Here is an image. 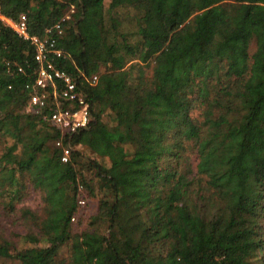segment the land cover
Wrapping results in <instances>:
<instances>
[{"label": "trees", "instance_id": "obj_1", "mask_svg": "<svg viewBox=\"0 0 264 264\" xmlns=\"http://www.w3.org/2000/svg\"><path fill=\"white\" fill-rule=\"evenodd\" d=\"M20 13L90 120L61 134L51 88L27 110L34 46L0 20V264H264V0H0Z\"/></svg>", "mask_w": 264, "mask_h": 264}, {"label": "built area", "instance_id": "obj_2", "mask_svg": "<svg viewBox=\"0 0 264 264\" xmlns=\"http://www.w3.org/2000/svg\"><path fill=\"white\" fill-rule=\"evenodd\" d=\"M0 20L10 27L19 37L29 41L34 46L33 58L38 64V68L33 80V88L36 89L27 100V110L31 106L43 107L45 103V89L51 88L54 100V109L47 115V120L54 125L61 134H70L85 127L89 120L88 103L83 95L77 90L75 82L63 70L56 68L51 62L50 55L60 56V51L55 48L54 39L51 37L39 38L28 32L26 16L20 13L18 17L11 20L0 14ZM54 27L59 32V25ZM46 29V32H49ZM21 68L18 67L17 71ZM61 86L57 87L56 82ZM95 81V76L91 82ZM68 106L61 108V103ZM61 148L60 160L65 162L68 158L69 147L63 145L61 140L55 142Z\"/></svg>", "mask_w": 264, "mask_h": 264}]
</instances>
